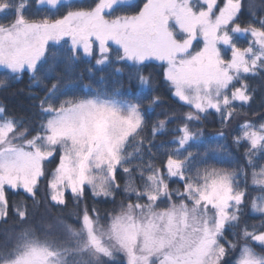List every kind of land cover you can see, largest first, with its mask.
Segmentation results:
<instances>
[{
  "label": "snow or ice",
  "instance_id": "obj_1",
  "mask_svg": "<svg viewBox=\"0 0 264 264\" xmlns=\"http://www.w3.org/2000/svg\"><path fill=\"white\" fill-rule=\"evenodd\" d=\"M254 80L264 0H0V264H264Z\"/></svg>",
  "mask_w": 264,
  "mask_h": 264
},
{
  "label": "trees",
  "instance_id": "obj_2",
  "mask_svg": "<svg viewBox=\"0 0 264 264\" xmlns=\"http://www.w3.org/2000/svg\"><path fill=\"white\" fill-rule=\"evenodd\" d=\"M252 83L254 86L258 87V91L256 93V97L258 101L260 96L264 94V82H261L259 80H254ZM26 85H27V80H24L14 85V89L25 88ZM0 102L4 103L10 111L17 114H22L30 103V97H28L24 93L12 95L10 92H0ZM256 106L257 105L254 103L253 107L255 108Z\"/></svg>",
  "mask_w": 264,
  "mask_h": 264
}]
</instances>
